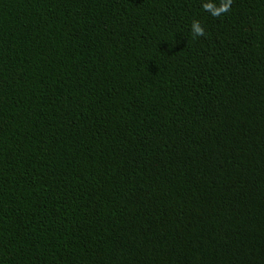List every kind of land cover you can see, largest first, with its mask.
<instances>
[{
  "label": "trees",
  "instance_id": "1",
  "mask_svg": "<svg viewBox=\"0 0 264 264\" xmlns=\"http://www.w3.org/2000/svg\"><path fill=\"white\" fill-rule=\"evenodd\" d=\"M224 2L0 0V264H264V0Z\"/></svg>",
  "mask_w": 264,
  "mask_h": 264
},
{
  "label": "clouds",
  "instance_id": "2",
  "mask_svg": "<svg viewBox=\"0 0 264 264\" xmlns=\"http://www.w3.org/2000/svg\"><path fill=\"white\" fill-rule=\"evenodd\" d=\"M231 4V0H225L221 7L215 8L212 12L213 15H220L222 12L228 11ZM213 6L211 4L205 5L206 9H210ZM193 34L196 36L204 35V30L198 22H194L192 26Z\"/></svg>",
  "mask_w": 264,
  "mask_h": 264
}]
</instances>
